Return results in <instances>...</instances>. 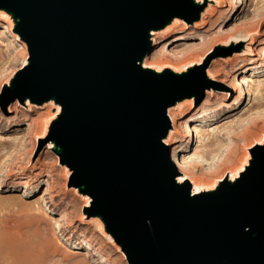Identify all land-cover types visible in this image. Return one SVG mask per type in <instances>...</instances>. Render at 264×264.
<instances>
[{"label": "water", "instance_id": "obj_1", "mask_svg": "<svg viewBox=\"0 0 264 264\" xmlns=\"http://www.w3.org/2000/svg\"><path fill=\"white\" fill-rule=\"evenodd\" d=\"M0 10L30 56L5 105L61 106L50 138L130 264H264V146L235 183L190 195L163 143L167 111L200 103L211 83L205 68L177 77L141 67L151 31L199 19L190 0H0Z\"/></svg>", "mask_w": 264, "mask_h": 264}, {"label": "rangeland", "instance_id": "obj_2", "mask_svg": "<svg viewBox=\"0 0 264 264\" xmlns=\"http://www.w3.org/2000/svg\"><path fill=\"white\" fill-rule=\"evenodd\" d=\"M202 1H206V5L209 7L210 3L208 0ZM228 16L225 17L223 21L227 20V27H232L233 30L238 27L242 28L243 26L254 24L256 21L258 22V20H260L258 32L264 30V0H253L250 8L244 6L239 7ZM190 28H192V26L186 27L185 30L188 32ZM186 31L178 35L183 36ZM193 42H197V40L187 39L179 41L173 44L169 50L180 52L181 49L185 48L186 44ZM16 43L17 45H9L7 42L0 44V224L2 226H0V264L2 262V264H4L6 260L13 257L15 255V250H18L14 240L22 242L23 245L19 246V251L24 253V256L27 255L25 256L26 260H28L29 257L32 258H29V260L31 259L29 264H61L66 258L65 255L69 254L74 257L70 264H77L78 261L82 262V264H95V262L92 261H99L104 258L107 264H130L122 247L115 240L113 244L112 240L107 237L102 230L100 231L99 226L93 223L97 221L87 218L86 215L93 202L92 198L87 195L91 198V204L88 208L87 198L78 193L77 187L72 184L73 173L70 174L67 169L68 166L61 163L59 154L51 151L49 144L43 138L50 125L58 117L59 109L57 113L50 118L51 116L46 117V107L44 109H37L35 107L34 109L36 112L30 116V118L33 119L34 131L27 130L26 125L16 127L20 119L28 113L29 109L22 107L20 105L22 103H20L18 99L6 106L5 104L9 101V98H11V92L6 89L9 88L12 79L22 71L30 58L29 52L20 43ZM217 43L218 44L215 46L216 48L209 52L210 56L215 52L216 55L211 57L205 64V66H208V69L211 67L210 63L214 62V58L218 54L234 52L245 53V56L249 53L248 51L251 50V46L254 45L253 42L247 44L242 43V40L236 41V44L231 45L222 43V40H218ZM212 44V41H208L203 48L196 50V52L190 51L188 54H203L205 51L208 52ZM19 45L22 46L25 51H23L24 53L22 50L19 51ZM159 48L160 46L155 44L153 54L148 57L146 61H165L166 59L179 64L185 60V56L180 55V53H176L174 56L158 54ZM235 57L239 56L236 55ZM216 58L215 61L221 63L229 60H223L221 56ZM22 62L23 65L21 69L16 70ZM184 64L182 63L181 65ZM185 65L189 66V62H186ZM199 66L200 65H198V67ZM185 67L187 66H183L178 70H182ZM223 68L225 70H230V66L223 65ZM193 71L194 72L182 76L195 75L201 72V69H195ZM245 76L250 80L249 89L253 95L251 97L246 96L244 103L238 110L222 115L221 118L209 122L205 127L201 125L200 128H202L206 134L202 138H196L194 136L190 145L180 154V158L183 156L187 158L191 157L196 151H199L200 155L203 156L204 160L207 162L203 163L202 166H199V164H197L198 166L195 165L196 169H194L193 172L203 180L207 179V181H210L212 179L213 181L216 179L219 182L222 181L218 180L220 174L222 175V172L226 169L228 170V168L235 166L243 154L244 159L242 163L245 157H249L250 153L251 156L253 155V149L258 145L256 140L259 138L258 136L264 133V72L254 73L249 71ZM208 81L211 85L209 89L204 92L203 100L199 103L198 99L195 97L196 103L198 104L197 107H200L204 103L209 93L222 94L228 90L226 86L217 87L211 79H208ZM2 95L4 99H1ZM191 105H193V103H191ZM13 107H16L17 110L13 111ZM61 115L62 111L58 119ZM179 120H184V118H180ZM240 120L242 123L244 121V123H240ZM237 121L238 126L234 127L232 124ZM230 124L233 127L231 130L232 135L229 138L228 135H226L228 129L224 128L230 126ZM38 127L40 131L37 130ZM262 140L264 141V134L262 135ZM251 144L253 145L251 146ZM38 157L43 159L44 164L38 167L39 170L36 172V170H31L30 163L32 162L33 164L37 161ZM213 159L215 161H213ZM207 163L209 165L215 164V166L212 165L214 167L213 170L207 169V167H209ZM241 164L234 172H237ZM244 165L243 163V166ZM24 179H30V185L27 188H22L19 185ZM217 181L214 182V185ZM221 185L222 184H220L219 187H221ZM47 186L53 188H50L49 196L53 195L54 197L51 199V197L48 198V196L44 201H39L38 199L42 196L43 190L49 189ZM44 210L47 216H45V214H43V216L42 214H38V212L42 213ZM56 221L61 223L60 229H54L53 226ZM5 225L6 227H3ZM53 238L58 241H54ZM85 240H90L93 251L99 253L95 256L92 255L88 260H83L82 257L76 254L74 255V252L78 250L87 251L88 245ZM61 244H66L65 248L60 247ZM118 245L120 246L119 250L117 249ZM21 247L24 248L23 250L27 249V247L29 248L26 251H22ZM10 253L12 256L9 255Z\"/></svg>", "mask_w": 264, "mask_h": 264}, {"label": "bare ground", "instance_id": "obj_3", "mask_svg": "<svg viewBox=\"0 0 264 264\" xmlns=\"http://www.w3.org/2000/svg\"><path fill=\"white\" fill-rule=\"evenodd\" d=\"M190 1L198 10V16H199L198 20H196L192 24H188L186 21H184L180 18H175L164 29L159 30V31H151L150 36H149L150 37L149 42H150L152 49L155 48V44L157 46H160V48L158 50V54H161V55L163 54L165 56H169V55L174 56V55H176V53H180V55L185 56V60H183L182 63L184 64V62H185V64H186V62H189V66L185 65V64L181 65L182 63H179V64L173 63L172 61L166 60V59H165V61H155V60L154 61H146V59L153 54L152 53L150 56L146 57L142 61L141 67H142V69L151 71V73L156 74V75H160V76H170L171 75V76H177V77H183L182 75L190 73V72H194L193 70H195V69H201V71H202V69L205 68L204 73H205V76L207 79H209V80L211 79L217 87L226 86L228 88V90L223 92L222 94L209 93L206 96L204 103L200 107H197L198 104L196 103L195 97H191V98L176 102L174 104V106L170 107L167 111L168 117L170 120V124H171V129L169 130L167 137L164 139V141L166 140L167 143L166 144L164 143V144L167 147L168 146L170 147L169 153L171 155V161H172L173 165L177 168L179 175L184 178L183 184L188 182L191 186V192L192 193H195L196 188L201 189L200 193L192 194V196H196V195L213 193L218 188H220L219 187L220 184L225 185L227 183H235L238 179H240L241 175L246 172L247 168L250 167V162L252 161L251 153L249 154V160H248L247 164H245L244 166L242 163V161L244 159V154L243 155L241 154L242 156L237 161L238 163L235 166H233L232 168L231 167L228 168V170L226 169L224 172H222V175L220 174V178L218 180H222V181L219 182L216 179L213 181H212V179L210 181H207V179L203 180V179H201V177H198V175L196 176L195 175L196 173L194 174V172H193V170L196 169L195 165L199 164V166L200 165L202 166L203 163L207 162L206 160H204L203 156L200 155L199 151H196L191 157H187V158H185L184 156L180 158V154L183 151H185L186 148L190 145V143L193 141L194 136L196 138H202L206 134V132H204V130L202 128H200L201 125L203 127H205V126H207V124H209V122H213V121L221 118L222 115H226V114H229V113H232V112L238 110L242 106V104L244 103L246 96L251 97L253 95V93L251 94V90L249 89L250 80L245 76V74L249 71H252L254 73L255 72L256 73L257 72H259V73L264 72V30H261L258 32V28L260 26V22H259L260 20H258V22L256 21L254 24L243 26L242 28L238 27L237 29H234V30L232 29V27H230V28L227 27V23H228L227 20L223 21V19L225 17L230 15L232 13V11L236 10L239 7L244 6V7L250 8V6L253 3V0H208V2L210 3L209 7L206 5V1H202V0H190ZM5 17H7V19H5ZM253 18H255V17H253ZM16 24H17V20L14 19L12 14H10L6 11L0 10V26H1L0 44L7 42L9 45H13V44L17 45L16 42H18L28 51L27 44L20 38V36L16 32ZM190 26H192V28L188 29V32H187L185 29H186V27H190ZM184 31H186L187 33L185 32L183 36L178 35L179 33L184 32ZM187 39H189V40L195 39V40H197V42L186 44L185 48L181 49L180 52L179 51L177 52L176 50L175 51L169 50V48L173 44H175L179 41L187 40ZM218 40H222V43H226V44H230V45L236 44V41H239V40H242V43H245V44H247L249 42H253L254 45L251 46V50H249L248 51L249 53L245 56H244L245 53L228 52L227 56L222 57V59L223 60L229 59V60L226 62H223V63H221L219 61H215L217 59L215 57L214 62H212V63L209 62L211 64V67L208 69V66H205V64L208 62V60H210L211 57L216 55V52H215L210 56L209 52H211L212 49L216 48L215 46H216V44H218L217 43ZM208 41H212V43H213L212 46L209 48L208 52L205 51V53L203 52V54H198V53H194L192 55L188 54L190 51L196 52V50L203 48L205 46L206 42H208ZM21 45H19L18 48H19V51L22 50V52H23L24 50H23ZM218 49H220V48H218ZM236 55H238L239 57H235ZM241 56H244V57H241ZM230 58H234V59H230ZM204 59H205V61H204ZM143 64H152L155 67L154 68H145L142 66ZM22 65H23V62H22V64H20V66L16 70H20ZM28 65H29V61L25 64L24 68ZM198 65H200V66L198 67ZM223 65L230 66V70H225L223 68ZM183 66H187V67H185L182 70H178L179 68H182ZM156 69H159V71H157ZM15 78L12 79V82L9 84V88L11 87ZM191 103H193L194 107H193V105H191ZM20 105L26 109H29V110H28V113L26 115H24V117L22 119H20V121L16 125V127L26 125L27 130H33L34 129L33 119H31L30 116L36 112L34 109L35 107L37 109H44L46 107V111H47L46 117L51 116L50 118H52L54 116V114L57 113L58 109H59L58 117L62 111L61 106L59 104H57L54 100L46 102L42 105H37V104L32 103L29 99H27L23 104H20ZM191 107L196 108V109H192ZM50 108L52 109V115H51V109ZM16 110H17L16 107H13V111H16ZM172 110H175V111H172ZM259 113H260V111H259ZM262 114H263V112H262ZM187 116H188V118H187ZM58 117L54 120V122L57 121ZM185 117H186V119H185ZM180 118L181 119L184 118V120H179ZM255 118H257V117H255ZM54 122L50 125V127L48 128V131L43 136V138L49 144L51 151H55V153L57 151V153L59 154L60 150H59L58 146L50 138V130H51ZM240 123H242V121ZM243 123H244V121H243ZM232 125L234 127L238 126V121L234 122ZM232 125L230 124V126L224 128V129H228L226 131V135H228L229 138L232 135V131H231L232 127H233ZM239 126H240V124H239ZM38 128H37V130L40 131V128L39 129ZM39 131H37V132H39ZM262 133H263V131H262ZM233 135H236V134H233ZM262 135L258 136L259 138L257 140L255 139L256 143L258 145L255 146V149H253V150L258 151V147L264 146V144L260 143V141H263ZM12 140H13V138H12ZM251 143H253V142H251ZM252 145L253 144H251V146ZM12 148H14V147H12ZM200 152H202V151H200ZM213 161H215V160L213 159ZM218 161H219V159H218ZM30 164H31V170H36V172H37V170H39L38 167L42 166L44 164V162H43V159L38 157L37 161H35L33 164L31 162ZM240 164H241L240 168L243 166V171H240L239 173L234 172L239 167ZM212 165L215 166V164L213 163V164L209 165V167H207V169L213 170L214 167ZM67 169L69 170V172L71 174L72 170L69 169L68 167H67ZM224 175H225V178H224ZM31 181H32V179H31ZM215 181H217L218 183L216 182V184L214 185ZM178 184H180V183H178ZM19 185L22 188H27L30 185V179L22 180L19 183ZM47 187H49V186H47ZM50 188H52V187H49V189L47 188V189L43 190L42 196L40 197V199H38L39 201L40 200L44 201L46 199V197H48L50 195V190H51ZM76 189L78 190V193L84 195L87 198V200H88L87 204H88V208H89L90 204H91V198H89V196H87V194L82 193L80 188H76ZM50 197L52 199L54 196L52 195V196H49L48 198H50ZM35 204H37V203H35ZM40 207H41V205H40ZM42 210H43V208H42ZM45 213H46L45 210L42 213L38 212V214H42V216ZM45 216H47V215L45 214ZM86 216H87V218H89L91 220L97 221V222H93V223H96L99 226L100 231L102 230L103 233L112 240L113 244L115 243L114 238L111 236V234H109L107 232L106 225L100 216H93L89 212L87 213ZM36 218H38V217H36ZM5 220H6V218H5ZM57 222L58 221L55 222V225L52 224V225H54L53 226L54 229H60L61 228V225H60L61 223H59V222L57 223ZM0 226H1V224H0ZM3 227H6V225ZM96 230H97V228H96ZM53 240L55 241L57 239L53 238ZM14 241H15V245L17 246L18 250H15V252H14L15 255L13 257L9 258L8 260H6V262L4 264H29L31 262L32 258L28 256L29 258H31L30 260L28 258V260H29V262H28V260H26V257H25L27 255L24 256L23 255L24 253H21L19 251V246L23 245L22 242H18L17 240H14ZM85 241L87 242V245H88L87 251H81V250L79 251L78 250V251L74 252V255L76 254L79 257H82L83 260H88L91 258L92 255L95 256V255H98L99 253L93 251V249L91 248L90 240H85ZM53 243H55V242H53ZM65 245L61 244L60 247L65 248ZM24 248H22V251L28 250L29 247H27V249L23 250ZM119 248H120V246L118 245L117 249L119 250ZM66 249H68V248H66ZM11 253L9 255H11ZM25 254H27V253H25ZM65 256H66L65 260L62 261L61 264H70L72 262V260L74 259V257L71 256L70 254L65 255ZM104 259H100L99 261H92V262H95V264H107L106 260H104ZM79 262L80 261H78L77 264H82V262H80V263ZM74 264H76V263H74Z\"/></svg>", "mask_w": 264, "mask_h": 264}, {"label": "snow or ice", "instance_id": "obj_4", "mask_svg": "<svg viewBox=\"0 0 264 264\" xmlns=\"http://www.w3.org/2000/svg\"><path fill=\"white\" fill-rule=\"evenodd\" d=\"M5 19H7V17H5ZM143 67H145V68H154L155 66L154 65H152V64H143L142 65ZM157 71H159V69H156ZM163 143H167V141L165 140V141H163ZM260 143L261 144H264V141H260ZM248 160H249V157H245V160H244V164H247V162H248ZM240 171H243V167H241L240 169H238L237 170V173H239ZM174 179H175V181L177 182V183H180V184H183V177L182 176H180L179 174H177L176 176H174ZM200 191H201V189L200 188H196L195 189V193H192L191 191L189 192V194L190 195H192V194H198V193H200Z\"/></svg>", "mask_w": 264, "mask_h": 264}]
</instances>
